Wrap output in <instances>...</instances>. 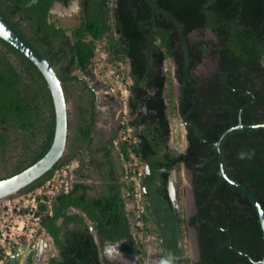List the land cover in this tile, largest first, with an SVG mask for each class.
I'll list each match as a JSON object with an SVG mask.
<instances>
[{
    "label": "trees",
    "instance_id": "1",
    "mask_svg": "<svg viewBox=\"0 0 264 264\" xmlns=\"http://www.w3.org/2000/svg\"><path fill=\"white\" fill-rule=\"evenodd\" d=\"M58 1L70 5L73 0H0V12L49 58L65 90L72 81L90 87L85 77L73 71L89 72L97 41L104 42L112 62L128 63L129 124L138 141H122L120 149L125 159L134 153L149 165L143 179L149 192L170 203L172 170L180 173L186 163L192 171L198 213L191 222L197 227L201 258L194 261L186 247L179 246L178 227L185 218L169 208L174 226L165 232L162 261L172 253L178 264H262L264 230L259 209L224 176L221 158L230 177L264 208V125L228 131L241 121L264 123V0H78V21L73 25L54 18L52 8ZM208 29L218 41L191 39L193 32ZM208 53L217 56V67L201 78L194 72ZM169 58L176 63L174 76L166 70ZM174 79L180 83L178 100ZM96 100L94 93L92 122L82 130L91 140ZM169 111L185 120L189 146L184 153L170 147ZM12 128L29 132L34 144H26L28 153L15 171L0 179L40 160L50 150L56 131L54 101L44 74L0 36V153L12 143ZM63 159L23 190L43 185L65 164ZM84 188L75 184L39 207L41 225L57 249L49 264H123L102 256L108 240L119 241L129 252H143L133 238L121 185L100 198L81 194ZM5 264L34 262L21 263L8 256Z\"/></svg>",
    "mask_w": 264,
    "mask_h": 264
},
{
    "label": "crops",
    "instance_id": "2",
    "mask_svg": "<svg viewBox=\"0 0 264 264\" xmlns=\"http://www.w3.org/2000/svg\"><path fill=\"white\" fill-rule=\"evenodd\" d=\"M73 82L74 88L68 87L66 90L68 99L71 98V94L72 98L74 97V107L73 109L69 107V138L64 160V163L70 165L69 177L72 187L81 183L85 185V188L80 191L81 194L86 192L92 197L100 198L107 196L115 185L120 184L124 197L127 190L125 159L117 139L121 134L120 114H123V110L126 108L125 101L113 93L109 87L100 91L90 84V87H87L83 82ZM94 93L97 98L96 120L92 128L91 140L83 135L82 130H85L92 122ZM175 115L180 117L178 112L170 113L169 111L173 129L170 147L174 150L186 148L189 144L186 127L182 131V144H178L176 139L178 132L174 126ZM179 175L181 173H178L176 169L172 170L171 176L177 184L180 195ZM75 211L82 213V210L72 208V212ZM148 229L150 234L156 236L153 227L149 226ZM141 250L143 252L140 254L129 252L120 246L119 241L108 240L101 253L102 256L119 260L123 264H156L159 244L154 240V236H150L141 245ZM49 252L57 253L53 244ZM29 253L28 251L27 254Z\"/></svg>",
    "mask_w": 264,
    "mask_h": 264
},
{
    "label": "built area",
    "instance_id": "3",
    "mask_svg": "<svg viewBox=\"0 0 264 264\" xmlns=\"http://www.w3.org/2000/svg\"><path fill=\"white\" fill-rule=\"evenodd\" d=\"M126 109L123 113L121 134L117 143L128 141L131 144L137 143L138 138L134 134V128L129 124L130 110L128 109V99L125 100ZM126 125V126H125ZM125 159V158H124ZM125 179L127 190L125 194L126 207L132 218L133 237L140 245L144 244L150 237L148 229L147 215V196L144 190V176L146 165L134 154L131 153L130 159H125ZM69 163L63 164L55 170L52 178L45 181L41 186L33 190L25 191L20 195L12 196L3 200L4 214L0 221V264H5L8 256L24 245L36 244L37 250L41 242L44 245V253L36 255L34 264H49L50 257L54 253L46 254L53 244L52 237L41 225V214L39 207L41 204H50L52 198L60 191L72 189L69 177ZM17 211L18 216H26L27 219L19 221L17 218L10 220L4 217L6 213L13 216Z\"/></svg>",
    "mask_w": 264,
    "mask_h": 264
},
{
    "label": "rangeland",
    "instance_id": "4",
    "mask_svg": "<svg viewBox=\"0 0 264 264\" xmlns=\"http://www.w3.org/2000/svg\"><path fill=\"white\" fill-rule=\"evenodd\" d=\"M79 1L73 0L70 5H64L61 3H55L52 8V13L54 14V18H60L67 25H73L77 23V16L79 14ZM192 40L206 39L212 40L214 42L218 41L217 35L211 32L209 29L205 31H195L191 34ZM217 67V56L208 53L204 59V62L198 66L195 70V75L200 76L201 78H205L210 75ZM59 69L60 66H57ZM166 70L170 71L172 76L175 75L176 63L173 58H169L166 62ZM73 73H78L79 75L85 77L90 85L102 91L103 89L110 88L113 90L120 99L123 101L129 98L130 92L128 86L132 83V79L129 75V66L126 62H112L110 60V54L104 49V42L97 41L96 42V54L89 65V72H82L80 70L74 69ZM175 86V97L178 100V86L177 80L174 79ZM74 82H68L67 87H73ZM74 88V87H73ZM67 92V91H66ZM69 107L73 109L74 105V97L68 99ZM175 128L178 132L177 141L178 144H182V131L185 128L183 123V119L178 115H175ZM12 143L9 146L8 150L4 153H0V175H7L15 171L17 162L19 159L24 158V156L28 153L26 144L33 143V137L29 132H24L19 128H12L10 130ZM34 144V143H33ZM177 144V145H178ZM36 146V145H35ZM66 157V154L65 156ZM65 160V159H64ZM63 160V161H64ZM181 175H179V187H180V196L182 203L187 205L188 199L190 197L191 190V180H192V171L190 169H185L183 166L181 168ZM26 191V190H25ZM23 191V192H25ZM27 192V191H26ZM3 200L0 199V221H2V215L5 213L3 208ZM191 213V212H189ZM188 213V215H189ZM4 217L10 218V220L17 218L19 221L23 219H27L26 216H18L17 211L14 212L13 216H9L8 213L5 214ZM186 236H185V247L187 251L191 254L193 260L196 256V249L194 246V234L195 227L190 226L186 227ZM19 249V248H18ZM17 249V250H18ZM50 250H47L46 254H49ZM35 260V259H34ZM21 261V259H20ZM195 261V260H194ZM22 263V262H21ZM46 264V263H45Z\"/></svg>",
    "mask_w": 264,
    "mask_h": 264
},
{
    "label": "water",
    "instance_id": "5",
    "mask_svg": "<svg viewBox=\"0 0 264 264\" xmlns=\"http://www.w3.org/2000/svg\"><path fill=\"white\" fill-rule=\"evenodd\" d=\"M213 32L211 29H209ZM214 33V32H213ZM0 36L9 41L19 50H21L24 54H26L42 71L44 74L49 88L52 93L54 107L56 112V131L53 144L50 150L36 163L31 165L30 167L24 169L21 172H18L12 176L0 179V199L11 198L15 195H20L23 193V189L28 185L34 183L37 179L45 175L49 170H51L57 162H59L62 158H64L66 154L68 138H69V103L67 99L66 90L63 86V81L60 78L56 67L49 60V58L40 51L36 46L32 45L11 23L10 21L0 12ZM178 86V99L180 95V83L177 81ZM183 123L185 124V120L183 119ZM264 123L259 124H245L244 122H240L238 125L231 127L228 131L234 130L237 127H256L263 126ZM227 131V132H228ZM224 133L222 138L227 134ZM188 139V138H187ZM189 143V141H188ZM220 147L221 141L217 143ZM189 146V144H188ZM188 146L183 149H175L177 153H184L187 151ZM184 168L189 169L186 163H183ZM221 170L224 176L230 180L232 183L239 186L245 193H247L253 201L256 203L264 230V208L262 204L258 200V198L252 194L242 183L230 177V175L226 172L224 167L223 159L221 158ZM146 171H150L149 165H146ZM144 190L148 194L149 190L147 185L144 183ZM170 195L174 200L176 207L180 209L182 207L180 196L173 178L170 180L169 184ZM190 195L192 198V202L196 204L195 192L193 183L191 182V190ZM161 242L163 243L162 235H160ZM179 240L180 246L184 247L185 235L184 231L180 230L179 232ZM194 246L196 249L195 260L198 261L201 258V250L199 244V238L197 233L194 234ZM162 250H164V246H162ZM26 251V245L20 247L16 250L11 256L10 259L18 257L22 259L24 257ZM44 251L43 242H41L39 246V255L42 256ZM264 264V257L261 261Z\"/></svg>",
    "mask_w": 264,
    "mask_h": 264
},
{
    "label": "flooded vegetation",
    "instance_id": "6",
    "mask_svg": "<svg viewBox=\"0 0 264 264\" xmlns=\"http://www.w3.org/2000/svg\"><path fill=\"white\" fill-rule=\"evenodd\" d=\"M56 3L63 4L62 2H59V1L56 2ZM125 109L123 110V113H124ZM128 109H129V106H128ZM120 115H121V118H120V131H121L123 114L121 113ZM174 151H176V150H174ZM64 159H65V157H64ZM171 178H173V177L171 176L170 180H171ZM169 184H170V181H169ZM176 187H177V184H176ZM168 190H169V185H168ZM23 191H25V190H23ZM178 191H179V189H178ZM169 194H170V190H169ZM160 196H162V195L159 194V193L158 194H156V193L154 194L152 192H148V195H147V215H151V219L148 221V225L150 227H153L154 230L156 231V236L150 234V232H149V235L151 237L154 236V240L159 244V251H158L159 254H158V260H157L156 264H161L162 259H163V254L165 252V245H164L165 232L169 233L171 231L172 227L174 226L173 219H171V216H170L171 212L169 211V208L172 209V212L177 213V215L179 217L185 218V222H184L183 226L182 227H178V229H179L178 235H179L180 230H182V231H184V235L186 236V230L185 229H186V227H190V226H194L195 227V233H197V235H198L197 227L195 225H193L192 222H191L192 218L198 213V205H197V203L194 205L192 200H189L190 203H191V205H190L191 207L188 208L187 205H184L182 203V200H181V197H180L182 207L180 209H178L176 207V204H175L174 200L172 199L171 195H170L171 201H170V203H167V204L164 203V201L161 199ZM190 199H192V198H190ZM0 210H1V205H0ZM189 212H191V213H189ZM188 213H189V215H188ZM149 226H148V228H149ZM163 227H165V229H163ZM160 235H162L163 243L161 242ZM162 246H164V250H162ZM179 246H180V240H179ZM184 247H185V243H184ZM28 251L30 252L29 254H27ZM38 251L39 250H37L36 244L26 245V251H25L26 255H24V257H22V259L21 258L18 259V257L12 258V259L13 260H19V261L21 259L20 262H24L25 260L30 259L33 262H35L37 260L36 259V257H37L36 255L38 254ZM43 253H44V251H43Z\"/></svg>",
    "mask_w": 264,
    "mask_h": 264
},
{
    "label": "clouds",
    "instance_id": "7",
    "mask_svg": "<svg viewBox=\"0 0 264 264\" xmlns=\"http://www.w3.org/2000/svg\"><path fill=\"white\" fill-rule=\"evenodd\" d=\"M178 257L170 253L168 258L161 262V264H178Z\"/></svg>",
    "mask_w": 264,
    "mask_h": 264
},
{
    "label": "bare ground",
    "instance_id": "8",
    "mask_svg": "<svg viewBox=\"0 0 264 264\" xmlns=\"http://www.w3.org/2000/svg\"><path fill=\"white\" fill-rule=\"evenodd\" d=\"M3 198H4V197H3ZM3 198H2V199H3ZM190 198H191V195H190V197H189V199H188V204H189V205H191V203H190L189 200H192V199H190ZM190 207H191V206H190Z\"/></svg>",
    "mask_w": 264,
    "mask_h": 264
}]
</instances>
